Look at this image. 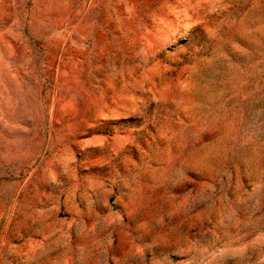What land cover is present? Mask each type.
<instances>
[{
	"label": "rangeland",
	"instance_id": "obj_1",
	"mask_svg": "<svg viewBox=\"0 0 264 264\" xmlns=\"http://www.w3.org/2000/svg\"><path fill=\"white\" fill-rule=\"evenodd\" d=\"M0 264H264V0H0Z\"/></svg>",
	"mask_w": 264,
	"mask_h": 264
}]
</instances>
